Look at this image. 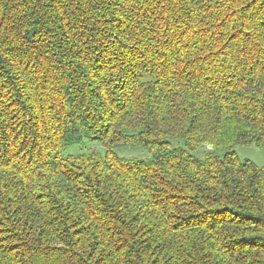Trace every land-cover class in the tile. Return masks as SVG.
<instances>
[{
  "label": "trees",
  "instance_id": "1",
  "mask_svg": "<svg viewBox=\"0 0 264 264\" xmlns=\"http://www.w3.org/2000/svg\"><path fill=\"white\" fill-rule=\"evenodd\" d=\"M251 145L264 0H0V264H264Z\"/></svg>",
  "mask_w": 264,
  "mask_h": 264
},
{
  "label": "rangeland",
  "instance_id": "2",
  "mask_svg": "<svg viewBox=\"0 0 264 264\" xmlns=\"http://www.w3.org/2000/svg\"><path fill=\"white\" fill-rule=\"evenodd\" d=\"M76 147H72L68 152H73ZM85 150V149H82ZM116 153L126 159H147L149 157L147 151L140 147H124L119 146L115 149ZM233 151L237 154L239 160L250 161L255 165L261 167L264 165V150L251 146H235Z\"/></svg>",
  "mask_w": 264,
  "mask_h": 264
}]
</instances>
